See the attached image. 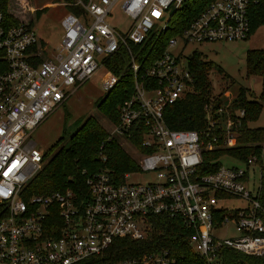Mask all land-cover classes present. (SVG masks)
Here are the masks:
<instances>
[{
    "label": "built area",
    "instance_id": "2783aa9c",
    "mask_svg": "<svg viewBox=\"0 0 264 264\" xmlns=\"http://www.w3.org/2000/svg\"><path fill=\"white\" fill-rule=\"evenodd\" d=\"M184 1L71 0L65 5L78 7L79 14L69 10L62 17L60 42L48 54L32 26L5 25L0 12V264H83L114 238L142 240L147 218L158 215L177 219L187 230L188 257L160 247L107 264H252L264 256L262 154L258 163L250 155L241 166L219 164L202 173V153L214 148L216 136L170 129L162 118L165 107L190 91L185 46L247 38L250 9L264 0H209L145 64L146 54L137 57L130 48L164 32ZM112 9L127 19L122 28L106 20ZM120 49L127 53L131 91L117 107L106 139L133 144L137 138L135 169L119 179L104 168L90 172L77 192H28L44 163L32 131L97 70L101 90H111L122 73L113 74L105 63ZM230 125L227 121L222 131L225 147L233 145ZM102 151L100 144L97 157L103 163ZM143 173L148 181L129 180ZM228 199L240 203H225ZM49 219L55 223L47 226ZM219 229L230 236L213 234ZM226 251L240 258L225 262Z\"/></svg>",
    "mask_w": 264,
    "mask_h": 264
},
{
    "label": "trees",
    "instance_id": "16d2710c",
    "mask_svg": "<svg viewBox=\"0 0 264 264\" xmlns=\"http://www.w3.org/2000/svg\"><path fill=\"white\" fill-rule=\"evenodd\" d=\"M14 1V0H13ZM17 1V0H16ZM14 1V2H16ZM209 0H185L183 5L170 17L169 27L158 37L148 40L141 48L131 47V52L138 56L146 54L145 64L157 56L164 46L167 38L184 28ZM12 0H0V12L5 25L15 26L23 23L32 26L33 19L37 18L44 8L29 10V5L20 0L21 6L32 14L29 21L21 20L18 12L9 11ZM67 3L71 0H66ZM74 14H79V8L68 6ZM250 31L264 21V3L253 6L249 12ZM127 53L120 49L105 65L113 74L122 73L118 82L104 96L98 104L102 114L113 124L117 121V107L131 91L130 72L124 69L127 62ZM246 74L260 79V93L264 95V49L248 50L244 56ZM186 66L191 75L190 91L182 98L164 108L162 118L164 124L170 129L195 130L208 132L206 139L216 136L214 148L202 153L200 172H210L220 164L218 158L229 156L243 162L248 156L255 155L258 163L264 148V128H248L246 123L254 120L264 105L248 98L247 89L238 85L233 98L226 102L216 97L211 87V72L219 67L212 61H207L197 52L192 51L186 59ZM228 77L227 75H225ZM232 83V80H231ZM223 91V90H222ZM222 91L220 93H222ZM252 95L250 94L249 97ZM104 99H106L104 101ZM242 112L240 116L238 113ZM227 121L231 122L230 130L233 132V145L224 146L223 128ZM212 123V127L210 126ZM211 127V129H210ZM107 132L94 118H87L79 125L68 139L67 147H57L53 143L43 154V166L28 184V192L43 194L54 190L71 189L73 192L81 191L84 177L90 172L99 169L112 171L115 178L120 177L124 171L135 169L133 161L116 142V137L107 140ZM137 146V138H132ZM261 143H263L261 145ZM103 144L105 162L97 157V147ZM259 201L264 206V166L260 177ZM51 219H54L52 217ZM47 221V226L54 224ZM187 230L177 219L165 216H150L147 218V228L142 240H133L128 237H117L100 254L95 255L83 264H107L123 258L138 255L144 251L165 247L175 256L188 257ZM228 254L223 260L233 263L239 255L226 251ZM246 259V257H243ZM227 259V260H226ZM249 260V259H248ZM252 264H264V256L252 259Z\"/></svg>",
    "mask_w": 264,
    "mask_h": 264
},
{
    "label": "rangeland",
    "instance_id": "374dc122",
    "mask_svg": "<svg viewBox=\"0 0 264 264\" xmlns=\"http://www.w3.org/2000/svg\"><path fill=\"white\" fill-rule=\"evenodd\" d=\"M16 1V0H14ZM10 2L9 11L12 13L18 12L22 17L21 20L29 21L32 14L27 12V7L24 9L21 6L20 0ZM30 8H44L40 15L33 19L32 27L38 39H42L47 45L46 53H50L57 48L61 36L62 28L60 21L62 17L69 11L65 6L66 0H23ZM49 3V5L44 6ZM16 11V12H15ZM106 20L111 22H120L119 27L122 28L126 24L127 19L119 15L116 9H112L111 13L106 16ZM122 21V22H121ZM263 26L264 21L253 29L258 30L259 26ZM116 27V26H115ZM118 29V27H116ZM242 44L240 40L229 42H209V43H189L185 46L183 53L189 55L192 51H197L202 58L207 61H212L217 64L220 72L217 69L212 70L211 87L212 92L218 98L229 102L235 95V90L238 85L247 89V97L256 100L260 104L264 101V95H259L260 82L255 79L253 82V93L249 89V81L251 75L246 74L244 55L242 52ZM227 75L228 77H226ZM101 70H97L86 81H84L58 108L52 111L45 119H43L32 131L31 140L35 145V149L41 151L42 154L55 142L57 147H67L68 139L75 129L89 117L98 121L100 126L110 133L113 122L108 120L98 104L106 95L99 85ZM232 80V83H231ZM257 81V82H256ZM223 90V91H222ZM222 91V93H220ZM252 95L249 97V95ZM106 99H104L105 101ZM248 128H264V105L259 110L254 120L246 123ZM116 142L125 151V153L134 161V144H128L116 137ZM263 143H261L262 145ZM264 157V151L262 152ZM218 161L223 166H241L242 162L229 156H220ZM257 173V167L254 166ZM257 179V175H255ZM130 181L146 182L149 180V174L143 173L139 176H131ZM219 203H223L219 201ZM228 204L237 205L240 202L234 199H228ZM230 207V206H229ZM218 237H229L230 233L223 229L213 232Z\"/></svg>",
    "mask_w": 264,
    "mask_h": 264
},
{
    "label": "crops",
    "instance_id": "0c3cea01",
    "mask_svg": "<svg viewBox=\"0 0 264 264\" xmlns=\"http://www.w3.org/2000/svg\"><path fill=\"white\" fill-rule=\"evenodd\" d=\"M64 3L66 4L67 2H64ZM47 5H49V3L45 4L44 6H47ZM65 6L69 10V7L67 5H65ZM28 8H29L30 11H33L35 9H40V8H33L32 9L30 7H28ZM256 29L255 30L253 29L252 31H250L247 38H245L243 40H240L241 41V44H242V49L241 50H242L244 56H245V53L248 50L264 49V30H263V26L260 25L259 28H258V30H256ZM38 40L41 43L47 45L42 39H38ZM251 79L253 80L252 81V84H253V82H255V79L258 81L259 78L258 77H255V79H254L253 77H251ZM259 82H260V79H259ZM248 87L250 89V92L253 93V85H252V88H250V86H248ZM259 89H261V87ZM250 189H253V188H250Z\"/></svg>",
    "mask_w": 264,
    "mask_h": 264
},
{
    "label": "water",
    "instance_id": "95a60500",
    "mask_svg": "<svg viewBox=\"0 0 264 264\" xmlns=\"http://www.w3.org/2000/svg\"><path fill=\"white\" fill-rule=\"evenodd\" d=\"M252 79H250V81H249V86H250V88H252Z\"/></svg>",
    "mask_w": 264,
    "mask_h": 264
}]
</instances>
